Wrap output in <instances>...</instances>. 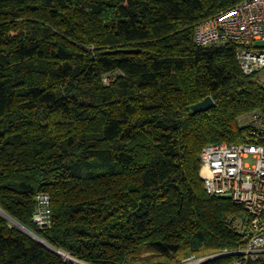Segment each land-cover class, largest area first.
Returning <instances> with one entry per match:
<instances>
[{"label": "trees", "instance_id": "trees-1", "mask_svg": "<svg viewBox=\"0 0 264 264\" xmlns=\"http://www.w3.org/2000/svg\"><path fill=\"white\" fill-rule=\"evenodd\" d=\"M243 1L0 0V209L86 264L241 246L244 208L207 192L201 153L244 140L264 83L243 71L237 41L200 46L195 28ZM208 96L214 107L190 112ZM0 264L79 263L0 212Z\"/></svg>", "mask_w": 264, "mask_h": 264}, {"label": "built area", "instance_id": "built-area-1", "mask_svg": "<svg viewBox=\"0 0 264 264\" xmlns=\"http://www.w3.org/2000/svg\"><path fill=\"white\" fill-rule=\"evenodd\" d=\"M195 41L200 46L237 41V58L243 71L254 73L264 68V0H245L228 11L200 21L195 28ZM249 129L242 142L210 143L204 146L201 176L211 195L228 196L244 208L241 221L244 243L235 250L220 253L193 254L176 264H206L233 254L223 264H249L264 260V115L252 112L241 117ZM252 159L253 164L246 159ZM51 199L38 196L34 220L40 228L52 223Z\"/></svg>", "mask_w": 264, "mask_h": 264}, {"label": "water", "instance_id": "water-1", "mask_svg": "<svg viewBox=\"0 0 264 264\" xmlns=\"http://www.w3.org/2000/svg\"><path fill=\"white\" fill-rule=\"evenodd\" d=\"M121 51L124 52H133V50H129V49H122ZM215 106V101L213 100V98L211 96H208L206 98H204L202 101H199L195 104H193L192 106H190V112L191 113H198V112H203L206 111L212 107ZM228 197V196H225ZM0 212L5 215L6 217H8L11 221H13L14 223H16L17 225H19L20 227H22L24 230H26L29 234H31L32 236H34L37 240H39L40 242H42L43 244H45L46 246L50 247L51 249H53L54 251L72 259L73 261H76L79 264H86L84 262H80L78 260H75L71 257H69L68 255L64 254L63 252H61L60 250L52 247L51 245H49L44 239H42L41 237H39L37 234H35L34 232H32L31 230H29L28 228L24 227L23 225H21L18 221H16L15 219H13L12 217H10L8 214H6L2 209H0Z\"/></svg>", "mask_w": 264, "mask_h": 264}, {"label": "rangeland", "instance_id": "rangeland-1", "mask_svg": "<svg viewBox=\"0 0 264 264\" xmlns=\"http://www.w3.org/2000/svg\"><path fill=\"white\" fill-rule=\"evenodd\" d=\"M258 77L259 79L264 83V68L263 69H260L258 71ZM246 162L247 163H250V164H253V160L250 158V159H246ZM241 221H243V219L240 220V223H239V227L241 228L240 224H241Z\"/></svg>", "mask_w": 264, "mask_h": 264}]
</instances>
